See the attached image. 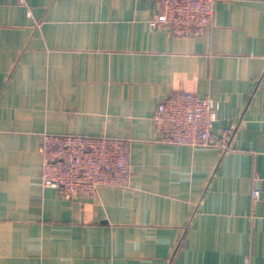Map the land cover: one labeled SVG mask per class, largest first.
Returning <instances> with one entry per match:
<instances>
[{
    "label": "crops",
    "instance_id": "obj_1",
    "mask_svg": "<svg viewBox=\"0 0 264 264\" xmlns=\"http://www.w3.org/2000/svg\"><path fill=\"white\" fill-rule=\"evenodd\" d=\"M159 6L0 0V264H264V0H216L189 37L151 26ZM187 91L227 151L160 141ZM45 132L130 139L131 185L44 187Z\"/></svg>",
    "mask_w": 264,
    "mask_h": 264
},
{
    "label": "built area",
    "instance_id": "obj_2",
    "mask_svg": "<svg viewBox=\"0 0 264 264\" xmlns=\"http://www.w3.org/2000/svg\"><path fill=\"white\" fill-rule=\"evenodd\" d=\"M24 4L25 0H18ZM216 0H160L154 28H165L177 36L202 35L214 23ZM219 104L209 95L187 91L163 100L153 120L160 141L187 146H213L227 151L232 134L224 128L214 136ZM42 183L58 189L63 197L76 194L93 197L104 186L131 185V140L107 135L43 134ZM255 189L253 197H259Z\"/></svg>",
    "mask_w": 264,
    "mask_h": 264
}]
</instances>
